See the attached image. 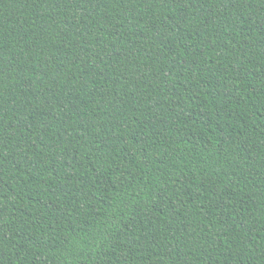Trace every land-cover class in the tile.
I'll list each match as a JSON object with an SVG mask.
<instances>
[{
    "label": "trees",
    "instance_id": "1",
    "mask_svg": "<svg viewBox=\"0 0 264 264\" xmlns=\"http://www.w3.org/2000/svg\"><path fill=\"white\" fill-rule=\"evenodd\" d=\"M0 264H264V0H0Z\"/></svg>",
    "mask_w": 264,
    "mask_h": 264
}]
</instances>
